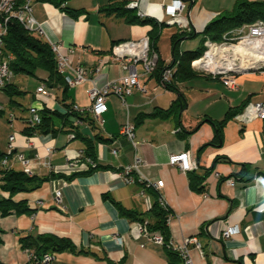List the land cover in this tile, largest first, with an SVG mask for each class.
I'll return each instance as SVG.
<instances>
[{
    "label": "crops",
    "instance_id": "obj_1",
    "mask_svg": "<svg viewBox=\"0 0 264 264\" xmlns=\"http://www.w3.org/2000/svg\"><path fill=\"white\" fill-rule=\"evenodd\" d=\"M236 1L182 0L183 13L189 18L192 30L201 32L209 20L231 10ZM106 2L69 1L67 6L87 12L77 18L67 16L48 2H31V14L40 26L42 38L49 44H59L60 52L67 56L65 75L71 76V70L77 66L87 69L88 75L77 85L66 84L65 95L61 88L46 87L47 96L36 93V88L43 84L40 79L33 78L35 85L27 89L20 75L11 79L26 92L17 98L23 102L25 111L21 113L16 108L18 117L10 113L12 118L21 119L22 124L13 136L6 166L24 172L28 168L27 174L37 177L51 174L62 177H51L39 188L12 197L14 202L24 201L31 211L0 215V261L27 263L29 252L21 249L18 239L47 233L68 238L77 249L87 253H54L46 264H108L107 261L168 264L164 247L138 229L140 222L122 214V210H130L141 214L145 221L150 220L152 203L161 199L169 212L167 229L171 248L184 246L189 264H264V121L253 119L242 123L233 117L223 127L220 147L206 145L214 133L206 119L220 120L229 108L241 102H264V70L237 74L235 88H228L213 77L175 82L185 104L165 118L151 114L168 108L176 94L166 89L153 73L143 74L137 65L138 81L145 92L134 89L124 96L123 102L114 94L108 95L105 111L97 119L89 111L88 90L93 85L118 81L125 75L120 64L109 57L113 42L137 40L147 36L150 29L127 25L99 13L98 9ZM128 2H137V10L146 16L166 21L163 5L170 0ZM166 28L169 56L160 53L158 44L156 48L160 59L168 63L172 56L169 37L177 29L170 25ZM186 41L185 37L179 39L178 50H185L181 46ZM5 100L0 92V104ZM65 104L72 106L76 116L54 117L55 132L32 136L21 133L29 106L63 114ZM8 122H11L9 117ZM125 122L134 127L135 145L120 134ZM82 138L92 140L93 159L84 156ZM181 152L189 153L196 168L183 172L168 162L169 156ZM136 158L140 162L138 172L132 173L136 180L124 184L121 170ZM192 173L193 185L203 186L201 192L190 185ZM204 174L205 179L201 180ZM70 176L67 181L65 178ZM139 178L151 183L161 180L162 187H147ZM148 188L156 194L155 198ZM56 190L60 191V202H56ZM227 226L236 227L237 232L223 239L221 232ZM188 238L195 239L199 248L187 243Z\"/></svg>",
    "mask_w": 264,
    "mask_h": 264
},
{
    "label": "trees",
    "instance_id": "obj_2",
    "mask_svg": "<svg viewBox=\"0 0 264 264\" xmlns=\"http://www.w3.org/2000/svg\"><path fill=\"white\" fill-rule=\"evenodd\" d=\"M24 0H15V5L20 6ZM52 4L62 13L71 18H77L83 13H87L83 8H71L66 5L70 0H40ZM128 0H107L106 4L102 5L98 12L106 17H113L121 20L127 25L149 26L147 37L149 39L150 48L157 54L156 68L153 72L155 77L159 80V74L165 67L174 68L170 82L165 84V88L174 92L176 98L172 104L166 108L152 113L151 115H162L167 118L172 113L181 110L185 104L183 96L179 93L175 82H184L194 77H208L210 75H203L195 71L191 67V62L202 56L206 50L204 45L208 40L213 43H220L224 34L238 28L244 24H250L256 20L264 22V0L262 1H247L237 0L235 6L225 12L220 13L211 20H209L203 27L201 32H184L179 31L172 33L169 37L171 45V60L165 63L160 59L159 53L156 48L155 40L160 36L167 23L164 21H157L156 19L146 16L145 14L139 16L137 7L132 8L129 6ZM196 47L192 50L180 51L177 48L179 39L185 37L191 39L199 37ZM122 42L120 40L114 41V44ZM1 53L3 56H10L8 61V68L13 76H27L40 79L44 86L51 88H61L62 94H66L68 86L65 83L64 76L59 72L55 60V55L51 50L50 44L42 38L41 34L37 31L26 29L15 17L10 16L6 23L5 32L1 38ZM3 86L0 92L3 93L8 104L18 107L20 112H24V106L16 101V98L21 97L26 92L19 89V86L11 79ZM247 103L241 102L238 106L229 108L220 120L206 119L213 128V138L210 143L220 147L222 144V130L228 120L239 114ZM65 112L62 114L57 110H50L48 108H41L39 111V120L33 125H28L22 128L21 133L25 136H32L34 134H45L48 132H55L53 127V118L75 115V112L70 105H63ZM3 110L0 111V115ZM76 116V115H75ZM84 141V156L90 159L94 158L93 142L89 138H82ZM203 147V146H202ZM201 147V148H202ZM12 151H0V215L6 216L10 212L15 214L29 213L31 210L25 205L24 201L14 202L12 197L17 193H28L40 187V185L51 177H62L56 174H51L46 177H37L29 175L24 171H16L6 166L3 161H6L8 155ZM216 159H214L213 163ZM195 178L192 173L189 176L190 185L194 188L192 179ZM67 181L70 177L65 178ZM205 179V174L200 178ZM198 192L203 190V186L194 188ZM148 192L155 198L156 194L148 188ZM6 195V197L4 195ZM168 210L164 209L158 200L152 203L148 216L145 221L141 214L130 210H122V214L126 215L130 220L145 222L148 231H155L161 234L163 239V247L168 264H182V259L179 253L168 247L169 233L167 229ZM21 249L29 252V261L25 264H41V257L46 253H59L63 251L72 252L74 254L87 253L82 249H77L68 238L58 237L53 234H28L18 239ZM1 244V239H0ZM108 264H113L107 261ZM0 264H4L0 261Z\"/></svg>",
    "mask_w": 264,
    "mask_h": 264
},
{
    "label": "built area",
    "instance_id": "obj_3",
    "mask_svg": "<svg viewBox=\"0 0 264 264\" xmlns=\"http://www.w3.org/2000/svg\"><path fill=\"white\" fill-rule=\"evenodd\" d=\"M31 2L32 0H24L20 6L15 5V0H0V90L10 80L12 74L8 68V61L10 56H3L1 53V38L5 32L6 23L10 16L15 17L26 29L37 31L40 33V26L35 22L31 14ZM130 7H137V2H130ZM184 4L182 0H170L169 3L163 5V13L166 16V23L170 26H175L179 31L190 32L193 31L189 18L184 15ZM139 16L144 15L143 12L138 11ZM204 45L206 50L201 57L191 62V67L203 74L210 75L213 78H219L226 87L235 88V76L243 72L250 71H263L264 70V59L257 62L251 61L246 63L242 61V54H236L235 48L241 46V48H247L245 51H250L249 48L252 46L259 53L264 55V22L262 20H256L250 24H244L234 30L226 33L222 37L220 43H213L208 40L205 41ZM51 50L55 55L57 68L60 73L63 74L65 83L68 86L77 85L87 79L88 70L82 66H77L71 70V76L65 75V71L68 70L67 56L60 52L61 46L59 44L51 43ZM209 53V55H208ZM209 56L212 61L220 64L216 69L210 68L207 63H211ZM110 59L120 64L121 68L125 71V75L122 76L118 81L105 82L100 86L93 85L88 90V98L90 100L89 111L94 115L95 118H99L100 114L105 111L104 101L110 94H114L120 98L123 102L124 96L132 92V90H138L144 93V87L138 81L137 65L141 66L143 74H151L156 68L157 54L154 52L149 45V39L147 36L139 38L137 40H123L117 44H114L110 50ZM201 61V62H200ZM221 63H229L230 67L224 68ZM244 63V64H243ZM174 68L165 67L159 74V82L165 85L170 82L172 71ZM49 89V88H48ZM40 84L36 88V93L47 96L49 91ZM0 105V111L2 110ZM76 109V108H75ZM74 110V109H73ZM39 106H29L27 109L28 116L25 122L28 125H33L39 120ZM12 115L9 116L11 118ZM237 120L242 123H247L253 119H259L264 121V102H250L245 105L243 110L235 116ZM120 134L124 135L131 142L134 138V127L129 122H125L120 128ZM73 137V135H71ZM13 135L8 138L9 151L12 149ZM133 143V142H132ZM135 145V143H133ZM49 152V148L45 149ZM112 153L116 155V150L112 149ZM19 159L22 163L25 161L20 155ZM90 166H94L88 161ZM168 162L171 165H177L178 168L183 171H189L196 168V163L191 159L188 152H181L177 155H171L168 158ZM5 164L6 161H3ZM139 159H135L130 165H126L121 170V179L124 184L133 183L136 179L132 177L133 172H138ZM29 169L25 168V172L28 173ZM147 187H154L156 189L162 187V181L158 180L154 183L148 182L143 178H139ZM56 202H60V191L54 192ZM160 205L165 209V205L160 199ZM138 229L146 235L149 240L156 244L163 245V239L160 233L148 231L145 223L138 224ZM237 232L236 227H224L221 232L223 239H229ZM120 241V238H116ZM187 243H193L196 248H199V244L193 238H188ZM168 247H173L170 241L167 242ZM181 259L182 264H189L186 257V250L184 246L175 247V249ZM54 253H46L41 257V264L48 263L53 258Z\"/></svg>",
    "mask_w": 264,
    "mask_h": 264
},
{
    "label": "rangeland",
    "instance_id": "obj_4",
    "mask_svg": "<svg viewBox=\"0 0 264 264\" xmlns=\"http://www.w3.org/2000/svg\"><path fill=\"white\" fill-rule=\"evenodd\" d=\"M71 2H73V0H70ZM164 29V30H163ZM160 34V36L155 40L156 44H158V48L160 53L167 57L169 56L170 53V47H169V43L167 40L168 37V31H165V29H167L166 27H164ZM199 37H195V38H191V39H187V41L181 46V49H185V50H192L196 47ZM140 65H138V69H140ZM19 77H21L22 81H25V88H30L32 85H35V81H33L34 79L29 78L27 76H22L20 75ZM16 101L20 102L21 99H15ZM21 104L23 102H20ZM1 105V104H0ZM24 105V104H23ZM2 108H3V112L0 115V151L2 152H9V148L7 147V143H8V138L11 135H15L18 133V129L21 127L22 124V120L18 119L16 117H18V107L15 106H11L10 104H8L7 100H5L2 103ZM17 108V109H16ZM10 113H13L16 117H11V122H8V117L10 115Z\"/></svg>",
    "mask_w": 264,
    "mask_h": 264
},
{
    "label": "bare ground",
    "instance_id": "obj_5",
    "mask_svg": "<svg viewBox=\"0 0 264 264\" xmlns=\"http://www.w3.org/2000/svg\"><path fill=\"white\" fill-rule=\"evenodd\" d=\"M245 49H247V48L242 49L241 46H237L235 48L236 54H239V53L242 54V58H241L242 61H246V63H250L253 60H254V62H257L259 60L264 59L263 54L259 53L257 50H255V51L252 50V49H255L254 46L249 48L250 51H245ZM208 55H209V53H208ZM208 60H210V62H211V63H207L210 68L216 69V67L220 64V62L215 63L214 61H212V58L210 56H209ZM221 64L223 65L224 68L230 67L229 63H221Z\"/></svg>",
    "mask_w": 264,
    "mask_h": 264
}]
</instances>
